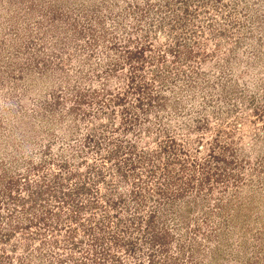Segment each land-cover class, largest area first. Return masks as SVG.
Wrapping results in <instances>:
<instances>
[{
	"label": "rangeland",
	"instance_id": "1",
	"mask_svg": "<svg viewBox=\"0 0 264 264\" xmlns=\"http://www.w3.org/2000/svg\"><path fill=\"white\" fill-rule=\"evenodd\" d=\"M2 177L7 264H264V0H0Z\"/></svg>",
	"mask_w": 264,
	"mask_h": 264
},
{
	"label": "trees",
	"instance_id": "2",
	"mask_svg": "<svg viewBox=\"0 0 264 264\" xmlns=\"http://www.w3.org/2000/svg\"><path fill=\"white\" fill-rule=\"evenodd\" d=\"M145 48L144 47H140L139 48V50L140 51H137V52H135V53H133V52H131L130 53V59H133L134 57H137L138 55H141V54H143L144 52H143V50H144ZM147 86H145L144 84H142V87L141 88H146ZM147 102H149V104L151 103V102H153V99H152V97L151 96H148V101ZM140 105H143L142 103H140ZM3 179H4V177H2V178H0V183L3 181ZM9 184H11V182L9 183ZM8 187H11V186H8ZM39 188H41V186H39ZM82 189H83V187H81ZM45 192H48V190H45V191H41V192H39V193H37V195L35 196H33L32 197V199L35 201V205H40V206H42L43 204L42 203H39V202H41V198L42 197H44V193ZM6 193H8V192H6ZM70 194H72V196H74L73 194H74V192H70ZM70 194H67V195H65V197H66V199H68V198H70L71 197V195ZM8 197V199H10L11 198V192H9V194H6ZM19 200H21V199H19ZM64 202L66 203V201H65V199H64ZM2 203H3V201H2V199L0 198V206L2 205ZM24 203H27V201L25 200V199H22V204L24 205ZM33 207H36V206H33ZM14 212H16L15 211V209H14V211L13 212H10L11 213V215H10V217L14 214ZM48 212H49V214H51V210H48ZM80 212V211H79ZM154 215H151L150 217H149V220H148V222H149V226H151L152 224H153V221H154V219H155V217H156V213H153ZM12 218V217H11ZM4 219H6V220H9V219H7V218H3L1 215H0V232H4L5 231V229H2L1 228V226L4 224V223H2V220H4ZM44 220V219H43ZM7 224V226H9V227H11L12 226V223L9 221V222H7L6 223ZM15 230H11V231H6V233L4 234V235H1V233H0V238L2 239V241L3 240H5V241H9L11 238H12V236H14V234L16 233V230H17V226L15 225ZM19 230V229H18ZM157 239H158V237H156ZM166 238V237H165ZM154 239H155V237H154ZM154 239H153V241H154ZM155 242V241H154ZM7 260H8V257L6 258V255L4 254V255H0V264H7ZM150 263H153L152 261L150 262ZM154 264V263H153Z\"/></svg>",
	"mask_w": 264,
	"mask_h": 264
}]
</instances>
